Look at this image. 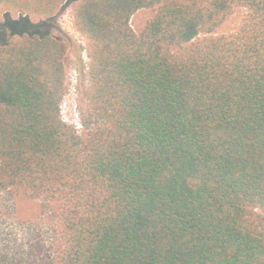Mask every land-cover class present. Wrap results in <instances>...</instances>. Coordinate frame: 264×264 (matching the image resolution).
Masks as SVG:
<instances>
[{"label":"trees","instance_id":"1","mask_svg":"<svg viewBox=\"0 0 264 264\" xmlns=\"http://www.w3.org/2000/svg\"><path fill=\"white\" fill-rule=\"evenodd\" d=\"M65 1L0 0L50 18L0 23V191L56 204L55 264H264V0H73L80 128Z\"/></svg>","mask_w":264,"mask_h":264},{"label":"rangeland","instance_id":"2","mask_svg":"<svg viewBox=\"0 0 264 264\" xmlns=\"http://www.w3.org/2000/svg\"><path fill=\"white\" fill-rule=\"evenodd\" d=\"M73 0L64 2L61 12L50 20L49 31L67 42L69 69L67 93L61 105L63 119L81 127V113L87 98L81 95L80 69L88 70L87 39L76 27L73 19ZM152 8L137 10L130 19L136 32H140L153 15ZM246 10L236 7L216 29V33H230L239 26ZM8 17L14 20L29 17L33 23L46 21L44 16L21 14L5 3H0V23ZM87 110V109H86ZM57 206L44 197H34L13 190L0 191V264H55L60 246L57 228Z\"/></svg>","mask_w":264,"mask_h":264}]
</instances>
